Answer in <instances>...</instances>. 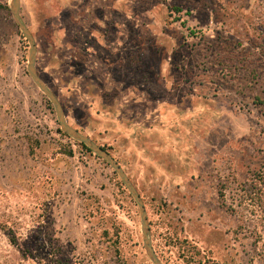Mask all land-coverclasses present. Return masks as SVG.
<instances>
[{"label": "rangeland", "instance_id": "rangeland-1", "mask_svg": "<svg viewBox=\"0 0 264 264\" xmlns=\"http://www.w3.org/2000/svg\"><path fill=\"white\" fill-rule=\"evenodd\" d=\"M9 4L0 264H153L135 200L31 80ZM20 15L69 124L137 188L159 259L264 264V0H20Z\"/></svg>", "mask_w": 264, "mask_h": 264}, {"label": "water", "instance_id": "water-1", "mask_svg": "<svg viewBox=\"0 0 264 264\" xmlns=\"http://www.w3.org/2000/svg\"><path fill=\"white\" fill-rule=\"evenodd\" d=\"M9 8L11 10L14 21L16 22L23 36L27 39L29 43L27 72L31 80L33 81V83L40 89V91L49 99V101L53 105L56 119L58 121L60 129L73 140L83 143L85 146H87L93 154H95L96 156L104 160L115 171V173L120 178L122 184L126 187L127 191L130 193L132 198L135 200L137 207L139 209L142 241H143V245L145 247L148 258L153 264H165L159 259L152 245L149 223L147 220V212H146L143 200L137 188L135 187L131 179L128 177L127 173L124 171L122 166L106 149H103V147L98 145L91 137H89L88 135H85L84 133L79 131L77 128L69 124V122L66 119V115L63 110L62 104L59 101L58 97L44 83V81L42 80V78L40 77L36 69L35 39L29 27L22 20V17L20 15V0H10Z\"/></svg>", "mask_w": 264, "mask_h": 264}, {"label": "trees", "instance_id": "trees-1", "mask_svg": "<svg viewBox=\"0 0 264 264\" xmlns=\"http://www.w3.org/2000/svg\"><path fill=\"white\" fill-rule=\"evenodd\" d=\"M175 10H177V11H180L181 9L180 8H178V7H175ZM59 130V129H58ZM65 134V133H64ZM66 135V134H65ZM67 136V135H66ZM83 148H85L87 151H90L89 150V148L87 147V146H85L83 143H79ZM103 147V149H106V148H104V146H102Z\"/></svg>", "mask_w": 264, "mask_h": 264}]
</instances>
